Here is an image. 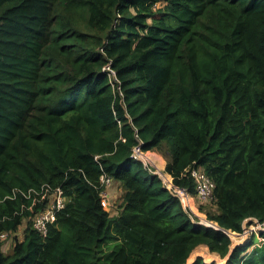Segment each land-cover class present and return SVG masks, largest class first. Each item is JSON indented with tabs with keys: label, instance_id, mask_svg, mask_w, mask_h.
I'll return each instance as SVG.
<instances>
[{
	"label": "trees",
	"instance_id": "trees-1",
	"mask_svg": "<svg viewBox=\"0 0 264 264\" xmlns=\"http://www.w3.org/2000/svg\"><path fill=\"white\" fill-rule=\"evenodd\" d=\"M164 144L174 186L194 194L190 167L213 182L219 229L132 157ZM43 184L69 198L46 237L11 198ZM247 219L264 225V0H0V235L26 220L0 264H189L200 245L264 264V242L231 247Z\"/></svg>",
	"mask_w": 264,
	"mask_h": 264
},
{
	"label": "built area",
	"instance_id": "built-area-1",
	"mask_svg": "<svg viewBox=\"0 0 264 264\" xmlns=\"http://www.w3.org/2000/svg\"><path fill=\"white\" fill-rule=\"evenodd\" d=\"M160 5L161 1L156 2L154 8H157ZM106 70L109 72V77H113L115 80L117 79L115 72L109 66L106 67ZM141 155L142 151L139 147L133 148V158L141 160ZM97 159L98 156L95 157V160ZM142 162L146 166H148L145 161ZM185 172L190 178L193 179L195 183L194 194H190L185 188H179L174 186L173 184L165 185L163 183L166 189H168V191L170 192V194L180 201L182 207L186 211L187 208L185 203L190 202L192 197L197 199L198 202L202 205H208L213 203L214 184L211 179L207 177L204 171L201 168L190 167L186 169ZM112 183V178L109 177L105 172H103L99 178L98 186L100 188V205L104 210L108 212L109 209L112 207L110 202V189L108 190ZM17 195H21L24 199L30 202V205L26 209L31 212V215L28 217L27 221H29L31 228L42 237L47 236L49 228L52 225H55L57 222L58 213L64 210L67 203L69 202V198L66 196L65 192L61 187H55L50 184H43L38 189H28L27 191L13 190L11 198H15ZM23 222L26 223V220H24ZM246 222H250V220L247 219L243 223L244 234L248 232L244 229V225ZM251 224L256 225V228H252V230L254 231L256 229L263 231L264 229V225L258 224L255 220H253V223ZM8 237L9 236L7 233H3L0 235L1 240H5ZM258 240L260 242H264V239L260 236L258 237Z\"/></svg>",
	"mask_w": 264,
	"mask_h": 264
},
{
	"label": "rangeland",
	"instance_id": "rangeland-1",
	"mask_svg": "<svg viewBox=\"0 0 264 264\" xmlns=\"http://www.w3.org/2000/svg\"><path fill=\"white\" fill-rule=\"evenodd\" d=\"M143 155H141V160L145 161L148 164V167H150L152 170V172L156 175H158L160 177V179L163 181V183L165 185L167 184H172L171 183V178L170 176L165 173L164 169V161L167 163L169 161V153H168V147L167 145H162L161 148L159 150H154V151H147V152H142ZM144 156V157H143ZM156 157H158L159 162H157ZM140 160V161H141ZM110 189V190H109ZM120 186L117 182L113 181L112 185L108 188V190L110 191V202L112 207L109 209V213L110 215H115L118 212L119 209V204H120V198L119 196L121 195V190H120ZM108 191V192H109ZM193 203H195L196 208L194 209L193 207ZM187 211L194 217H196L198 219V224H204L202 223L203 221H207L205 222V224H207L208 226L211 227H217L216 224L214 223H210L208 220H206V213H214L216 211V208L214 206V204H208V205H202L198 202L197 199L195 198H191L190 200V204L189 202L185 203ZM188 206V207H187ZM198 210V212H197ZM25 222H23V224L19 227L18 231L9 236L7 241L4 243L2 250L5 253H10L11 252V248L13 243L15 242V240H22L23 239V235H24V228H25ZM211 224V225H210ZM252 228H256L255 224H251V222H246L244 225V229L246 232L245 234L242 233L240 235H238V237H234L232 235V233H228L230 239H231V247H234L238 244H243L245 242L248 241V239H251L252 237H254V240L256 242V244H259L260 241L258 240V237L260 236L258 233L260 230H252ZM264 230V229H263ZM257 239V240H256ZM208 249V248H207ZM198 248H196L190 255V263H192L197 257H201L198 255ZM211 255V254H210ZM210 255H202V259L206 262V263H210V262H215L217 264H224V262L226 261V259H221L219 258L217 255H215L214 257H209ZM214 255V254H213ZM216 257V258H215ZM189 263V262H188Z\"/></svg>",
	"mask_w": 264,
	"mask_h": 264
},
{
	"label": "crops",
	"instance_id": "crops-1",
	"mask_svg": "<svg viewBox=\"0 0 264 264\" xmlns=\"http://www.w3.org/2000/svg\"><path fill=\"white\" fill-rule=\"evenodd\" d=\"M156 159H157L156 161L159 162L158 157H156ZM165 165H166V162L164 161V167H165ZM193 207H194V209L196 208L195 203H193ZM197 212H198V210H197ZM197 248H198V251L201 252V253H198V255L200 254L199 256H201V257H202V255L205 256V255L214 254V255H217L220 258V256L217 253H211V252H209V250L207 249V247L204 246V245H200Z\"/></svg>",
	"mask_w": 264,
	"mask_h": 264
},
{
	"label": "water",
	"instance_id": "water-1",
	"mask_svg": "<svg viewBox=\"0 0 264 264\" xmlns=\"http://www.w3.org/2000/svg\"><path fill=\"white\" fill-rule=\"evenodd\" d=\"M206 226H208V225H206ZM208 227H211V226H208ZM215 228V227H214ZM215 229H219L218 227H216ZM210 263H212V262H210ZM190 264V263H189Z\"/></svg>",
	"mask_w": 264,
	"mask_h": 264
},
{
	"label": "bare ground",
	"instance_id": "bare-ground-1",
	"mask_svg": "<svg viewBox=\"0 0 264 264\" xmlns=\"http://www.w3.org/2000/svg\"><path fill=\"white\" fill-rule=\"evenodd\" d=\"M143 155V154H142ZM144 157V156H143ZM216 228V227H215ZM235 234V233H234Z\"/></svg>",
	"mask_w": 264,
	"mask_h": 264
}]
</instances>
